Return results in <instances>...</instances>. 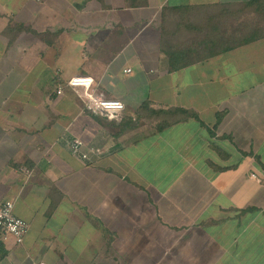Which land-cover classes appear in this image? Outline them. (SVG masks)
<instances>
[{"label":"crops","instance_id":"0c3cea01","mask_svg":"<svg viewBox=\"0 0 264 264\" xmlns=\"http://www.w3.org/2000/svg\"><path fill=\"white\" fill-rule=\"evenodd\" d=\"M9 200L0 264H264V0H0Z\"/></svg>","mask_w":264,"mask_h":264},{"label":"built area","instance_id":"2783aa9c","mask_svg":"<svg viewBox=\"0 0 264 264\" xmlns=\"http://www.w3.org/2000/svg\"><path fill=\"white\" fill-rule=\"evenodd\" d=\"M131 72V69L128 70ZM72 88L83 89V98L86 107L96 117L106 118L109 121L122 120L125 113V103L120 99L105 98L99 95L93 87L94 79L89 75H75L67 83ZM63 92V87L58 93ZM84 144L79 139L69 142L72 153L89 161V154L82 151ZM102 151L92 148L90 153L99 156ZM253 177L257 178L255 174ZM260 180V179H258ZM30 230V223L15 213L14 201H0V235L2 237L12 236L17 244H22ZM44 264V263H41Z\"/></svg>","mask_w":264,"mask_h":264}]
</instances>
